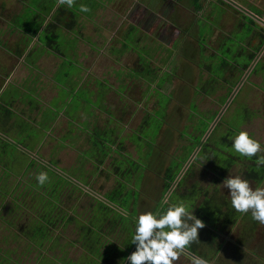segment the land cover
<instances>
[{
	"label": "rangeland",
	"instance_id": "1",
	"mask_svg": "<svg viewBox=\"0 0 264 264\" xmlns=\"http://www.w3.org/2000/svg\"><path fill=\"white\" fill-rule=\"evenodd\" d=\"M53 1L21 0L22 11L20 15L11 19L22 28L25 24H30L31 20L38 25L45 20L43 12L46 13L49 6L51 8ZM77 1L81 4L84 0ZM100 1L109 2L110 0ZM144 1L146 6H149L147 11L141 8ZM214 1L218 0H198L200 8L197 10L193 0H138V6L135 5L130 14V21L138 26L132 25L130 28L123 20L127 10L131 7V2L116 6L113 11L107 8H98L93 13V17H89L87 20L83 19L85 21L83 33L90 37L91 43L83 41L81 50L88 54L83 62L85 66L91 69L93 78L101 77L104 72L105 75L111 74L112 71L117 80L119 78L128 79V84L122 82L119 87L115 84V89L107 92L105 95L106 106H104L103 100L96 93H93L92 86L88 84L81 86L80 83L91 77L90 71L87 70L84 73L82 71L83 66L76 67L78 59L76 60L71 55L75 52V43L67 41L68 34H60L56 51L68 56L65 60L63 59V63L68 66L67 69L70 70V74L65 75L67 69H60L56 72L54 79L59 84L56 91L58 96L51 99V109L59 106L58 110L65 114L68 120L63 116L57 120L58 122L51 134L47 133L48 135L44 136L43 145L37 149L40 154H33L31 151L30 154L20 152L18 158L21 160L9 156L11 160L16 159L15 162L11 163L12 167H9V169L13 167L16 169L13 174L16 172L20 174L30 162L36 165L37 161H40L39 158L43 162L53 159L58 162L57 167L66 169L65 171L73 176H79L80 178L77 179L82 180L81 184L86 186L85 181L88 182V180L80 169L81 167L84 168L86 161L77 163V157L80 151L85 156H96L98 149L89 147V137L97 139V143H99L98 139H102V141L106 139L107 133L104 135L103 133L108 120L111 123L110 126H115L117 129L115 132L117 136H114L116 142L113 147L123 146L121 149L123 155H129L134 159L139 158L138 161L141 163L140 171L131 180L132 186L140 192L139 199L133 205L131 213L136 217L138 214L153 212L163 192V175L167 165L170 164L176 154L183 152L184 145L188 143L189 132L192 130L189 128L188 133L185 132V127L190 124L189 114L202 117L203 113L199 110L218 107L220 111L223 107V105L218 106L219 104L214 97L207 98L198 95L196 93L197 85L208 78L209 70L212 75L217 76L218 80L223 78V75L218 71L216 72L214 68L216 60H219L218 56H225L232 61L231 59L234 57H232L231 52H233L232 54L238 57V62L243 64L246 59L244 58L246 48L249 49L257 43V38H252L256 32L255 26L258 24V19L254 13L250 14L248 10L244 11L243 9H239L241 10L239 13L234 8L235 5L230 6V0H224L227 1V3L222 4L225 7L224 11L220 5L213 3ZM234 1L247 9L249 4L264 9V0ZM102 5L106 6L104 3ZM15 9L18 8L15 7ZM11 13L13 10L5 7L3 14L6 16L4 17L6 21ZM55 18L53 19L55 20ZM136 19L139 20L136 21ZM63 20L64 18L61 21ZM252 27L254 29L250 31ZM73 29L72 33L74 34L76 28L72 27ZM87 36H85L86 39H88ZM92 41H97L95 44L98 46L94 44L97 49L92 48ZM220 42H222L221 45ZM124 47L129 50L125 54L112 52V49L121 52ZM240 48L244 51L241 54L237 53ZM204 49L207 50L204 53L201 52ZM216 50L219 53H214ZM139 59L145 62L144 67H138L139 64L137 66ZM74 64L75 66L69 67ZM255 65L251 71L246 70L244 72L242 76L244 87L239 88L235 98L224 111L222 115L224 116V124L220 130L225 131L230 127L236 132L238 130L247 131L252 136H256L255 138L259 139L264 146V60L259 62L256 68L257 72H252ZM78 76H80V82L77 81ZM109 80L114 79L109 77ZM251 82H255L259 87H254ZM106 88L108 87L103 88V92ZM225 91L226 88L221 87L219 92L223 95ZM6 94L9 96V91H6ZM25 95L29 97L26 93ZM193 101L196 102L198 108L192 106ZM107 108H110V111ZM40 109L47 116L51 114L46 106ZM150 113L151 115L146 117L148 122L142 124L145 116ZM28 128L33 132L35 131V128ZM122 136L124 138H121ZM113 155L117 158L122 157L116 152ZM258 155H264V151ZM22 160H25L26 163L23 164ZM246 161L248 160L243 161V164L234 165L233 168L229 169V173L241 175L246 179L244 169L247 165H253L249 161L247 164ZM109 163L110 159L107 158L105 164L100 166L99 172L89 181L90 185L101 193L116 185L117 180L114 174L108 173ZM0 165L2 164L0 163ZM89 167L91 168L90 165ZM205 168L202 163L195 162L193 175L187 178L186 185L190 186L195 180H198L201 186H208L211 190L212 183H215L218 187V195L229 199L228 190L220 185L223 178H219L218 182L212 180L214 175ZM201 170H204L202 175L200 174ZM249 182L252 187H256L264 184V179L260 184L254 180H249ZM9 198L10 196L0 200V214L4 213ZM83 199L85 200V198ZM200 200L199 198L197 204ZM162 201L158 209L162 206ZM260 231L259 235L262 237L259 236L256 243L248 247L247 255L251 264H264V257L261 256L264 254V225ZM69 233H71L70 230ZM218 234L220 235V232ZM199 235L204 236L205 233L201 232ZM238 236H241L240 232ZM219 239L223 240L222 237ZM18 242L20 240L16 239L14 234L5 228L0 219V247L15 248L18 254L24 250L23 247L17 246ZM241 251L243 252L242 245ZM68 254L77 257L79 251L76 253L73 248H70ZM228 254H231V258H228L229 260L225 258L227 264H235L234 253L231 248ZM223 256L224 250L219 253L217 264L225 262ZM26 257L21 258V260L23 259L21 264H36L34 258L37 255L35 253H29Z\"/></svg>",
	"mask_w": 264,
	"mask_h": 264
},
{
	"label": "trees",
	"instance_id": "2",
	"mask_svg": "<svg viewBox=\"0 0 264 264\" xmlns=\"http://www.w3.org/2000/svg\"><path fill=\"white\" fill-rule=\"evenodd\" d=\"M218 1L225 3L224 0ZM193 4L196 5L197 10L200 8L198 0H193ZM253 7L251 6V8ZM253 9L257 15L264 18V9ZM69 11L72 16L70 15V22L66 23V26L72 29L78 20V11L73 9ZM63 13L64 11H61L60 14ZM56 29L51 24V28L47 27L44 30L46 39H48L47 45L55 50L60 37L57 32L58 29L57 31ZM253 29V27L250 28V31ZM36 30L38 31V28ZM36 30H33V35L36 34ZM259 38V42L250 47L251 49L246 48L244 52L240 48L237 52L240 54L244 52L246 59L243 64L238 62V57L234 56L233 52H231L232 57H234L231 59L232 61L225 56H216L220 61L216 60L214 68L216 72L218 71L223 75V78L218 80L217 76L212 75L209 70L208 78L197 85L196 93L202 95L201 97H214L219 104L218 106L224 105L264 45V27ZM206 50L201 52L204 53ZM126 51L129 50L125 47L121 52L112 49L114 54H125ZM214 53L219 52L216 50ZM214 53L212 54L214 55ZM263 60L264 55L256 63L252 72H257L256 68L259 62ZM137 66L144 67L145 62L140 60ZM122 82L127 84L124 78L121 79ZM99 84L100 91L107 87L105 83L99 82ZM221 87L226 88L223 95L219 92ZM102 92L101 98H104L107 90ZM147 98L149 100L148 96ZM192 106L198 108L194 101ZM108 110L110 111V108ZM199 111L203 113L202 117L189 114L190 124L185 127V132L188 133L189 128L192 130L189 132L188 143L184 145L183 152L173 157L164 171V188L160 201L154 209L155 212L185 163L201 143L210 124L219 113V108ZM149 115L151 113L145 116L142 124L148 122L146 117ZM223 117L203 142L201 150L175 186L168 200L158 210L162 211L170 204L177 202H183L189 210L193 208L194 215L200 218L206 226H209V229L202 231L209 236L198 237V241L193 242L186 249L206 260L217 258L216 264L222 247L218 227L223 226L225 221L235 222L239 215L228 205L227 199L218 195V187L215 183H212L211 190L208 186H201L198 180H195L190 186L186 185L187 178L193 175L194 163L198 161L206 167L205 169H210L216 176L212 177V180L218 182V178L225 179L227 174H230L229 169L233 168L234 165L243 164V161L248 160L253 165H247L246 169L243 167L246 179L257 181L258 184L262 183L264 179V166L257 167L254 163L255 157L251 159L241 157L232 150L229 138L236 130L230 127L225 131L220 130L224 124ZM110 125L111 123L107 120L103 133V135L105 133L107 135L103 141L98 139L99 143H97V139L89 137V147L98 149L96 156H85L81 151L78 154L77 163L86 161L84 168H80L88 180V182L85 181L86 186L81 184L82 180L77 179L80 178L79 176H73L67 173L66 169L57 167L58 162L53 159L43 162L39 158L40 161H37L36 165L30 162L20 174L18 172L13 174L16 169L14 167L9 169V167H12L11 163L15 162L16 159L11 160L9 156L18 158L20 152L29 154L27 150L34 149L40 140L35 141L37 133L34 135L33 131H30L32 136L25 137L18 144L0 136V163L2 164L0 165V200L10 196L4 213L0 214V219L5 228L9 229L16 239L20 240L17 246L24 248L17 254L18 251L15 248H3L1 246L0 264H21L23 262L21 258H27L29 253L37 255L34 258L36 264H125L127 262L125 258L136 248L135 244L131 243L135 224V216L131 211L140 196V192L132 186L131 180L140 171L141 163L138 161L139 158L134 159L129 155H123L121 152L123 146L113 147L116 142L114 136H117L115 134L117 129ZM112 152H116L122 157L117 158ZM107 158L110 159L108 173H113L117 181L113 188L101 193L90 185L89 181L99 172L100 166L105 164ZM18 159L21 160V158ZM248 161H246L247 164ZM22 163L24 164L26 161L22 160ZM39 171H46L49 176L48 182L43 186L38 185L35 181V175ZM203 172L204 170H201L200 174L202 175ZM17 175L19 176L17 177ZM199 198L203 199L197 204ZM70 227L72 228L70 229ZM205 242H209L210 246L203 247ZM70 248H73L76 253L79 251L77 257L68 254ZM208 253H210L211 258L208 257Z\"/></svg>",
	"mask_w": 264,
	"mask_h": 264
},
{
	"label": "crops",
	"instance_id": "3",
	"mask_svg": "<svg viewBox=\"0 0 264 264\" xmlns=\"http://www.w3.org/2000/svg\"><path fill=\"white\" fill-rule=\"evenodd\" d=\"M128 2H131L132 4L127 10L123 21L126 23L128 28L132 25L138 26L134 22L130 21V14L134 10V6H138V0H110L109 2H102L100 0H84L81 4H84L89 8V12L87 13H81L79 11V6L81 4L77 0H74L72 8L57 6V2L54 0L51 3V8L49 6L47 12H43V18L45 20L42 23L40 22V24L36 25L34 24V21L31 20L29 22L30 24H25L24 28H22L16 25L11 19L20 15V12L22 11V7L20 5L21 0H0V136L18 144L21 143V140L25 139V137L33 135L30 134L31 130L28 127L35 128L33 133L34 135L37 133L38 137L36 136V140H34L36 142L40 141L35 145L34 149L27 151H31L33 154H40V151L37 149L43 145L44 136L51 134L55 124L58 122V119H61L62 116L66 117L65 114H62V112L58 110L59 106L52 107L51 109V99L58 96L56 91L59 87V84L56 83L54 76L58 70L67 69L68 67L63 63V59L65 60L68 56L47 45L48 39H46L44 30H46L47 27L51 28V24L55 26V29H58V31L57 29L56 31L59 33V36L60 34H68L67 41L75 43V52L71 55H73L76 60L78 59L76 67L83 66L82 71H84V73H86L87 70L90 71L89 74H91V77H88L80 83L81 86L85 84L92 86L93 93H96L99 96L100 92V98L102 96L101 92L104 89L100 91V87L98 85L99 82L107 85L108 88L105 89L107 92H109V90H114L115 84L119 87L121 84V78L117 80V77L112 71L111 74L106 72L108 74L105 75L104 72L101 77L97 76L93 78L94 76L91 69L85 66L83 61L88 54H85V51L81 49L83 48V41L90 43V37L83 33V29L85 27V21L83 19L87 20L89 17H93V13L98 8H107L113 11L116 6L128 4ZM102 3L106 6H103ZM173 3L176 4L175 2ZM5 7L11 11L13 10V13L6 18L7 21L4 19L6 16L3 14ZM15 7L18 9H15ZM147 7L149 6H146L144 1L141 8L144 11H147ZM72 9L78 11V20L74 26L76 28L74 34L72 33L74 29H69L66 26V23L70 22L71 14L69 13V10ZM61 11H64L65 14H60ZM53 18H55V20ZM63 18L64 20L61 21ZM163 18L167 20L165 17ZM139 19H136V21ZM36 28H38V31ZM33 30H36L35 35L32 34ZM85 36H87L88 39H86ZM42 40L44 41L42 42ZM92 42V48L97 49L96 46L98 45L95 44L97 41ZM94 44L96 45L95 47ZM73 66H75V64L70 65L69 67ZM69 71L70 70L67 69V71H65V75H69ZM80 76L77 78L78 82L81 81ZM109 77H112L114 80H109ZM125 81L128 84V79H125ZM6 91H9V96L6 94ZM25 93L29 95L30 98L27 97ZM101 99L103 100L104 106H106L105 97ZM44 106L48 107V112L51 113L50 115L47 116L45 112L40 109ZM65 119H67V117ZM25 125L27 126L25 127ZM262 149H264L263 145ZM207 171L212 172L210 169H207ZM212 174L215 177V173L212 172ZM225 199L228 200V205L231 207L230 199ZM238 215L239 216H237L235 222L225 221L223 226L218 227V230H220V237L223 238V242L220 240L222 242L220 252L224 250L223 257L225 261V258H231V254H228V251L231 248L234 253L233 258L235 260V264H251L247 255V252H249L248 247L251 244L256 243L257 238L261 236L259 235V232H261L260 228L264 224L254 221L251 218L250 212L244 214L238 213ZM238 231L241 233V236H238ZM241 245L243 252H240ZM254 252L256 251L254 250ZM261 256L264 257V254H261ZM227 263V261L223 262V264Z\"/></svg>",
	"mask_w": 264,
	"mask_h": 264
},
{
	"label": "clouds",
	"instance_id": "4",
	"mask_svg": "<svg viewBox=\"0 0 264 264\" xmlns=\"http://www.w3.org/2000/svg\"><path fill=\"white\" fill-rule=\"evenodd\" d=\"M57 6L72 8L74 0H56ZM81 13L89 12V8L81 4ZM231 148L241 157L253 158L257 167L264 166V151L259 140L249 132L240 130L230 138ZM49 180L46 171H39L35 181L43 186ZM228 190L231 207L238 213H249L251 218L264 224V184L252 187L249 180L241 175L227 176L220 184ZM193 209V208H192ZM183 202L170 204L166 209L157 212H146L135 217L134 233L131 243L135 251L125 259L128 264H176L183 257L187 264H206L205 260L189 257L185 249L198 241V230L204 222L194 215Z\"/></svg>",
	"mask_w": 264,
	"mask_h": 264
},
{
	"label": "flooded vegetation",
	"instance_id": "5",
	"mask_svg": "<svg viewBox=\"0 0 264 264\" xmlns=\"http://www.w3.org/2000/svg\"><path fill=\"white\" fill-rule=\"evenodd\" d=\"M231 2H229V4H230V6H234V4L232 3V1L233 2H235L236 4H239L242 8L241 9H243L244 11H246V10H248L249 12H250V14H252V13H254L256 16V19H258L257 21H258V24L255 26V33H254V35L252 36V38L253 37H255V38H257V43L259 42V40H260V38H259V36H260V33L261 32H263V27H262V25H264V23H263V18L262 17H260L259 15H257V13L256 12H254L255 11V9H253V8H249L250 6H254V8H259V9H263L262 7H259V6H257V5H252V4H249L248 5V9L246 8V7H244L242 4H240V3H238V2H236V1H234V0H230ZM213 3H217L218 5H220L221 6V8L222 9H224V11H225V7H223V5L222 4H224V3H222V2H219V1H214ZM225 3H227V1H225ZM256 6V7H255ZM235 9H237V11L240 13V11L241 10H239L240 8H237L236 6L234 7ZM256 11H258V10H256ZM258 36V37H257ZM253 40V39H252ZM206 41H207V39H206ZM263 47H264V45L261 47V49L258 51V53L260 52V54H259V56H258V60H257V62L259 61V59H260V57H262L263 55H264V50H263ZM258 53H257V55H258ZM256 62V63H257ZM248 70V69H247ZM244 82V81H243ZM239 83H240V81H239ZM239 83H237V84H239ZM243 84V83H242ZM240 85L239 87H237V88H234V90L235 89H237V91L239 90V88L241 87V86H243L244 87V85ZM251 85H253L254 87H259V86H257L256 84H255V82H251ZM237 86V85H236ZM235 86V87H236ZM243 87H242V89H243ZM233 90V91H234ZM233 91H232V93H233ZM232 93H231V95H232ZM237 93V92H236ZM230 95V96H231ZM230 96H229V98H230ZM235 96H236V94L234 95V97L233 98H235ZM228 98V99H229ZM227 99V100H228ZM233 100V99H232ZM227 102V101H226ZM225 102V103H226ZM224 106V105H223ZM223 108V107H222ZM221 111V110H220ZM219 111V112H220ZM218 115V114H217ZM216 118V117H215ZM221 119V118H220ZM215 120V119H214ZM213 120V121H214ZM219 122V121H218ZM217 122V123H218ZM211 125V124H210ZM216 126V125H215ZM210 127V126H209ZM209 129V128H208ZM214 129V128H213ZM204 137V136H203ZM201 150V147H200V149H199V151ZM198 151V152H199ZM194 161V160H193ZM192 164V163H191ZM190 164V165H191ZM223 180H224V178H223ZM200 199H203V198H200ZM207 229H209V226H204L202 229H200V230H198V237H202V236H200L199 234L203 231V230H207ZM205 236H209V235H205ZM206 246L208 247V246H210V243L209 242H205L204 244H203V247H205L206 248ZM185 251H186V253L188 254V256L191 258V257H197V258H202V257H200V256H198L197 254H195V253H193V252H191L190 250H188V249H185ZM132 252H134V251H132ZM131 252V253H132ZM130 253V254H131ZM208 257L209 258H211L210 257V253H208ZM203 260H205V262H206V264H216V259L217 258H211V260H206V259H204V258H202ZM128 262V261H127ZM126 262V263H127ZM125 263V264H126ZM176 264H187V262L186 261H183V257L181 258V260L180 261H177L176 262Z\"/></svg>",
	"mask_w": 264,
	"mask_h": 264
},
{
	"label": "water",
	"instance_id": "6",
	"mask_svg": "<svg viewBox=\"0 0 264 264\" xmlns=\"http://www.w3.org/2000/svg\"><path fill=\"white\" fill-rule=\"evenodd\" d=\"M232 3L237 6L238 8H242L239 4H236L235 2L232 1ZM264 23V20H263ZM264 50V47H263ZM258 60V57L254 60V63L251 65V67L248 68V72L251 71V69L253 68V66L256 64ZM245 78V76H244ZM243 78L240 81L238 87L243 83ZM238 89V88H237ZM237 89H235L232 93V95L230 96V98L227 100V102L224 104L223 108L221 109V111L218 113V115L216 116L215 120L211 123L209 129L206 131L204 137L202 138L201 143L199 144V146L194 150V152L192 153V155L190 156V158L188 159V161L185 163L184 167L182 168V170L180 171V173L178 174V176L176 177L175 181L172 183L171 187L169 188V190L167 191V193L164 196V199L161 203V205H163V203H165V201L168 199V197L170 196V194L172 193V191L174 190L175 186L178 184V182L180 181V179L183 177V175L185 174V172L187 171V169L189 168L190 164L192 163V161L194 160V158L196 157L200 147L202 146L203 142L208 138V136L210 135V133L212 132L213 128L215 127V125L217 124V122L220 120V118L222 117L224 111L228 108L230 102L232 101L234 95L237 92ZM159 209L157 208L156 212ZM128 263V262H127ZM126 263V264H127Z\"/></svg>",
	"mask_w": 264,
	"mask_h": 264
}]
</instances>
